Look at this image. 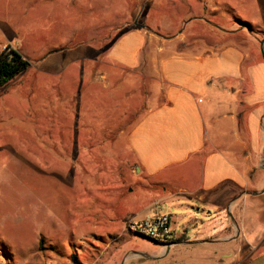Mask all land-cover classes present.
<instances>
[{
    "label": "rangeland",
    "instance_id": "374dc122",
    "mask_svg": "<svg viewBox=\"0 0 264 264\" xmlns=\"http://www.w3.org/2000/svg\"><path fill=\"white\" fill-rule=\"evenodd\" d=\"M124 22L144 25L163 39L180 37L160 44L163 52L155 58L161 60L172 47L184 52L185 45L211 46L212 36L263 37L264 0H0V52L11 45L27 53L31 63L30 70L0 88V264L197 261L196 251L186 253L183 241L158 245L130 230V223L145 218L158 201L171 216L172 239H182L185 232L195 238L189 217L199 215L191 208H203L139 179L135 170L128 131L152 95L160 96L146 65L118 78L102 101L98 85L69 79L73 46L100 41L108 48ZM106 28L104 42L96 35ZM49 55L55 67L37 70ZM85 94L92 97L93 116L101 104L108 106L106 125L113 131L92 135L89 150H84L83 115L81 127L78 118L75 125L72 119L73 109L82 113L89 106ZM252 201L255 211H264V192Z\"/></svg>",
    "mask_w": 264,
    "mask_h": 264
},
{
    "label": "crops",
    "instance_id": "0c3cea01",
    "mask_svg": "<svg viewBox=\"0 0 264 264\" xmlns=\"http://www.w3.org/2000/svg\"><path fill=\"white\" fill-rule=\"evenodd\" d=\"M122 26L108 48L100 41L84 48L73 46L69 79L75 85H98L102 101L118 78L146 65L153 84L160 86V96L152 95L128 131L127 144L139 179L203 206L191 208L199 215L189 217L196 237L183 234L185 252L194 249L197 261L183 264H264V211L252 207V197L264 189V58L260 44L264 36L246 32L212 36L211 46L197 44L192 49L185 45L184 52L172 47L159 60L155 57L163 52L160 44H172L180 37L163 39L146 26L126 22ZM106 30L96 38L105 42ZM39 39L43 41V36ZM18 51L27 58V53ZM53 58L49 55L37 70L55 67ZM84 98L89 106L82 113L73 109L72 119L75 125L78 118L80 126L83 115L88 137L84 150H89L94 144L92 135L113 131L106 125L108 106L101 104L99 115L93 116L92 97L85 94ZM157 100L161 101L158 105Z\"/></svg>",
    "mask_w": 264,
    "mask_h": 264
},
{
    "label": "built area",
    "instance_id": "2783aa9c",
    "mask_svg": "<svg viewBox=\"0 0 264 264\" xmlns=\"http://www.w3.org/2000/svg\"><path fill=\"white\" fill-rule=\"evenodd\" d=\"M130 229L141 232L149 239L163 245L169 244L172 240L171 216L161 208L159 203L155 204L154 210L145 218L131 222Z\"/></svg>",
    "mask_w": 264,
    "mask_h": 264
},
{
    "label": "trees",
    "instance_id": "16d2710c",
    "mask_svg": "<svg viewBox=\"0 0 264 264\" xmlns=\"http://www.w3.org/2000/svg\"><path fill=\"white\" fill-rule=\"evenodd\" d=\"M30 66V61L21 52L10 46L6 47L0 52V88H5L16 77L25 73ZM183 240L185 239L182 237L178 241L172 239L171 242L180 243ZM153 241L160 244L158 241Z\"/></svg>",
    "mask_w": 264,
    "mask_h": 264
},
{
    "label": "water",
    "instance_id": "95a60500",
    "mask_svg": "<svg viewBox=\"0 0 264 264\" xmlns=\"http://www.w3.org/2000/svg\"><path fill=\"white\" fill-rule=\"evenodd\" d=\"M141 26L144 27V25H141ZM260 44H261L262 55H263V58H264V39L261 40ZM261 192H264V189H263ZM254 194H259V193H254ZM169 249H170V247L167 248V250H169ZM144 256H145V255L142 254V253H139V254H138V257H144ZM149 258H150V259H156V257H152V256H149ZM123 262H124V261H123Z\"/></svg>",
    "mask_w": 264,
    "mask_h": 264
},
{
    "label": "flooded vegetation",
    "instance_id": "af4514ba",
    "mask_svg": "<svg viewBox=\"0 0 264 264\" xmlns=\"http://www.w3.org/2000/svg\"><path fill=\"white\" fill-rule=\"evenodd\" d=\"M173 242H170L169 244H167V245H170V244H172ZM159 245V244H158ZM160 245H163V244H160ZM167 245H163V246H167Z\"/></svg>",
    "mask_w": 264,
    "mask_h": 264
}]
</instances>
